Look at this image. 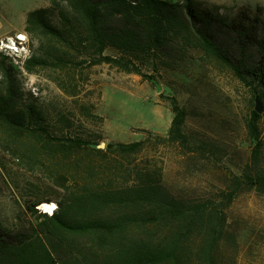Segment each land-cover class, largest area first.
Listing matches in <instances>:
<instances>
[{"label": "trees", "instance_id": "obj_1", "mask_svg": "<svg viewBox=\"0 0 264 264\" xmlns=\"http://www.w3.org/2000/svg\"><path fill=\"white\" fill-rule=\"evenodd\" d=\"M259 14L243 8L227 25L238 45L233 54L216 43L211 14L198 9L193 0H50L48 6L27 13L31 57L25 69L34 73L37 67L110 63L155 80L139 61L156 59L167 43L175 41L199 46L238 77L251 78L264 96V23ZM35 45L43 47V53ZM110 47L119 55H107ZM18 69L0 52V126L12 143L25 137L37 143L31 146L37 153L66 158L77 153L76 163L91 173L73 182L65 174L53 173L63 196L53 214L36 207L42 201L30 207L42 220L36 232L34 227L14 230L0 220V264H77L80 258V264H230L223 254L227 208L245 186L264 191L260 113L253 109L248 122L255 148L243 173L234 174L219 195L187 199L165 186L162 169L132 165L148 139L99 148L82 137L53 135L33 106L20 104ZM153 71L159 73L157 67ZM171 103L174 117L164 139L189 148L188 110L176 97ZM84 112L90 114L86 107Z\"/></svg>", "mask_w": 264, "mask_h": 264}, {"label": "rangeland", "instance_id": "obj_2", "mask_svg": "<svg viewBox=\"0 0 264 264\" xmlns=\"http://www.w3.org/2000/svg\"><path fill=\"white\" fill-rule=\"evenodd\" d=\"M193 2L211 14L214 40L233 54L238 45L227 25L239 11H259L264 23V0ZM49 4L50 0H0V39L24 32L27 13ZM35 48L43 53V47ZM106 54L117 56L119 52L110 47ZM251 55L255 58L256 50ZM139 63L145 73H154L155 80L110 63L66 69L37 67L34 73L18 69L20 104L33 106L40 122L60 138L82 137L98 143L99 148L110 142L148 139L132 165L162 169L165 186L179 196L196 199L227 190L231 177L243 173L251 162L255 141L249 135L248 122L257 97L264 107L261 90L251 78L238 77L199 46L182 42L171 41L156 59ZM171 97L188 110L189 148L164 139L174 117ZM84 107L90 114H85ZM260 115V167L264 172V108ZM8 143L11 148H5ZM36 144L26 137L12 143L0 126V220L14 230L32 231L34 227L36 232L42 220L30 210L35 202H43L36 206L41 210L50 199L58 205L63 191L53 173L65 174L72 182L91 173L76 163L77 153L73 158L46 156L31 147ZM227 218L223 254L228 262L264 264V191L257 186L241 188L227 208Z\"/></svg>", "mask_w": 264, "mask_h": 264}, {"label": "built area", "instance_id": "obj_3", "mask_svg": "<svg viewBox=\"0 0 264 264\" xmlns=\"http://www.w3.org/2000/svg\"><path fill=\"white\" fill-rule=\"evenodd\" d=\"M0 52L5 54L19 69L25 70V64L31 57V48L27 33L17 32L0 39ZM45 211L46 209H42ZM53 214V213H51Z\"/></svg>", "mask_w": 264, "mask_h": 264}, {"label": "bare ground", "instance_id": "obj_4", "mask_svg": "<svg viewBox=\"0 0 264 264\" xmlns=\"http://www.w3.org/2000/svg\"><path fill=\"white\" fill-rule=\"evenodd\" d=\"M42 208L46 209L45 211L48 213H54V211L57 208V205L55 202H53V203L48 202V203L43 204Z\"/></svg>", "mask_w": 264, "mask_h": 264}, {"label": "water", "instance_id": "obj_5", "mask_svg": "<svg viewBox=\"0 0 264 264\" xmlns=\"http://www.w3.org/2000/svg\"><path fill=\"white\" fill-rule=\"evenodd\" d=\"M263 104H262V101L259 97L256 98V105H255V110L258 112V113H262L263 112ZM104 146V145H102Z\"/></svg>", "mask_w": 264, "mask_h": 264}, {"label": "crops", "instance_id": "obj_6", "mask_svg": "<svg viewBox=\"0 0 264 264\" xmlns=\"http://www.w3.org/2000/svg\"><path fill=\"white\" fill-rule=\"evenodd\" d=\"M27 16V15H26ZM25 21H26V17H25ZM21 31H25V22H24V28H23V30H21ZM16 32H19V31H16Z\"/></svg>", "mask_w": 264, "mask_h": 264}]
</instances>
